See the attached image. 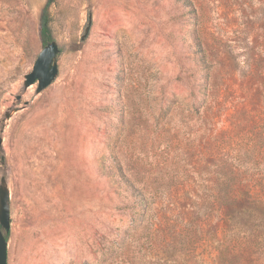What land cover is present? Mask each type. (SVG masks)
Segmentation results:
<instances>
[{
    "label": "rangeland",
    "instance_id": "1",
    "mask_svg": "<svg viewBox=\"0 0 264 264\" xmlns=\"http://www.w3.org/2000/svg\"><path fill=\"white\" fill-rule=\"evenodd\" d=\"M46 2L0 0L7 264H264L254 214L198 225L209 180L264 202V0H53L36 94ZM114 160L153 191L137 225Z\"/></svg>",
    "mask_w": 264,
    "mask_h": 264
},
{
    "label": "trees",
    "instance_id": "2",
    "mask_svg": "<svg viewBox=\"0 0 264 264\" xmlns=\"http://www.w3.org/2000/svg\"><path fill=\"white\" fill-rule=\"evenodd\" d=\"M53 3V0H47L42 16L40 19V36L43 43L52 41L48 28V8ZM111 169L118 171V184L124 188L125 192H128L130 197L137 200L131 206L132 212V224H139L141 217L144 216V202L148 200L147 195L152 192L148 191V187L136 185L134 179L122 170L120 162L118 160L113 161ZM222 170L226 173H234V169L230 165H223ZM242 180L231 178L225 181L209 180V184L206 185L209 190L216 193H211L203 199V206L206 208V214L203 219L200 220L198 225H250L249 219L251 214L256 216L255 222L252 225H264V202L261 199V195H251L247 186ZM175 184H182L181 182ZM242 185L245 190H241L239 195L234 194V190L237 186ZM161 187V186H160ZM156 188H159L156 187ZM148 192V193H147ZM148 203L145 206L147 211ZM156 225V224H155ZM161 225V223H157Z\"/></svg>",
    "mask_w": 264,
    "mask_h": 264
},
{
    "label": "water",
    "instance_id": "3",
    "mask_svg": "<svg viewBox=\"0 0 264 264\" xmlns=\"http://www.w3.org/2000/svg\"><path fill=\"white\" fill-rule=\"evenodd\" d=\"M89 31V25L86 27L82 39H85ZM60 52L58 44L55 41H48L38 53L32 69L24 75L23 85L27 88L35 84V93L38 94L47 88L56 78L58 67L56 56ZM11 113H6L5 118L9 119ZM2 139L0 138V145ZM10 196L9 189L5 179H0V264H7V240L5 233L10 229Z\"/></svg>",
    "mask_w": 264,
    "mask_h": 264
}]
</instances>
